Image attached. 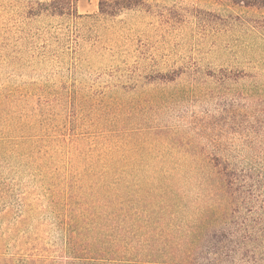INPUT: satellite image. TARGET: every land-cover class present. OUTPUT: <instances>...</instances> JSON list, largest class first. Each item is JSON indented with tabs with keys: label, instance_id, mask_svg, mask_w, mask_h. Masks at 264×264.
Returning a JSON list of instances; mask_svg holds the SVG:
<instances>
[{
	"label": "rangeland",
	"instance_id": "rangeland-1",
	"mask_svg": "<svg viewBox=\"0 0 264 264\" xmlns=\"http://www.w3.org/2000/svg\"><path fill=\"white\" fill-rule=\"evenodd\" d=\"M74 1L76 21L26 22L35 38L23 43V71L17 3L0 0V140L14 135L19 95L38 94L41 86L70 92L78 104L63 120L68 131L60 149L108 161L107 172L127 182L124 205H140L146 215L150 205H165L166 216L179 205L172 206L176 219L193 218L207 201L201 193L193 204L190 162L245 155L239 133L253 82L234 81L264 76V10L225 0H140L110 16L99 13L98 0ZM69 66L74 72L67 76ZM111 199H119L116 191ZM146 215L142 224L160 216ZM58 239L53 233L47 241Z\"/></svg>",
	"mask_w": 264,
	"mask_h": 264
},
{
	"label": "trees",
	"instance_id": "trees-1",
	"mask_svg": "<svg viewBox=\"0 0 264 264\" xmlns=\"http://www.w3.org/2000/svg\"><path fill=\"white\" fill-rule=\"evenodd\" d=\"M225 1L264 10V0ZM16 3L17 67L26 71L23 43L35 38L26 22L81 16L74 0ZM139 4L98 0L97 6L101 15L115 16ZM73 72L69 66L67 76ZM248 77L252 91L244 99L251 101L243 109L238 149L245 155L190 162L193 204L201 193L207 202L187 220L176 219L172 206L179 205L168 207L167 216L165 205H150L147 215L140 205H124L127 182L107 172L108 161L82 160L76 148L60 149L68 131L63 120L77 108L74 94L50 93L41 86L38 94L19 95L14 135L0 140V264H264V76L243 74L234 83ZM112 190L119 195L116 202ZM153 214L160 215L156 223L142 224L144 215ZM147 229L150 236L143 235ZM53 233L60 240L49 244ZM160 249L170 253L160 255Z\"/></svg>",
	"mask_w": 264,
	"mask_h": 264
}]
</instances>
